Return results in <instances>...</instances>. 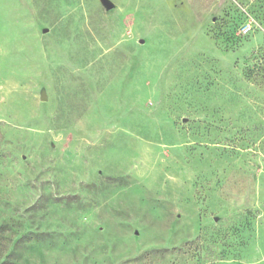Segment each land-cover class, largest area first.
Listing matches in <instances>:
<instances>
[{"label": "rangeland", "instance_id": "rangeland-1", "mask_svg": "<svg viewBox=\"0 0 264 264\" xmlns=\"http://www.w3.org/2000/svg\"><path fill=\"white\" fill-rule=\"evenodd\" d=\"M109 1L0 0L3 246L264 264V0Z\"/></svg>", "mask_w": 264, "mask_h": 264}, {"label": "trees", "instance_id": "trees-1", "mask_svg": "<svg viewBox=\"0 0 264 264\" xmlns=\"http://www.w3.org/2000/svg\"><path fill=\"white\" fill-rule=\"evenodd\" d=\"M7 224V220H3L0 222V264H17V261L14 258L13 251L11 249L6 248L3 246V242L8 240L6 234L2 231L4 230ZM182 253L181 250L172 248H159V249H152L145 252L141 257H139L138 261H147L149 264H156V261H164L172 262L182 261Z\"/></svg>", "mask_w": 264, "mask_h": 264}, {"label": "built area", "instance_id": "built-area-1", "mask_svg": "<svg viewBox=\"0 0 264 264\" xmlns=\"http://www.w3.org/2000/svg\"><path fill=\"white\" fill-rule=\"evenodd\" d=\"M251 29H252V26L250 23L245 24L241 26L240 33L243 35H247L251 31Z\"/></svg>", "mask_w": 264, "mask_h": 264}, {"label": "water", "instance_id": "water-1", "mask_svg": "<svg viewBox=\"0 0 264 264\" xmlns=\"http://www.w3.org/2000/svg\"><path fill=\"white\" fill-rule=\"evenodd\" d=\"M102 2L107 9H112L114 7V5L109 0H102ZM42 100H46L45 92L42 94Z\"/></svg>", "mask_w": 264, "mask_h": 264}]
</instances>
